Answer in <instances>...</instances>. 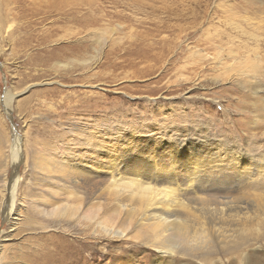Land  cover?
<instances>
[{
  "label": "rangeland",
  "instance_id": "1",
  "mask_svg": "<svg viewBox=\"0 0 264 264\" xmlns=\"http://www.w3.org/2000/svg\"><path fill=\"white\" fill-rule=\"evenodd\" d=\"M258 65L264 0H0V140L12 137L10 153L17 133L27 140L16 225L0 213V264H25V255H53L57 247L59 255L74 239H87L73 244L87 259L76 264H155L157 252L140 239H94L34 211V200L55 201L47 187L54 179L43 180L34 156L80 146L72 134L118 141L134 131L127 148L140 139L180 150L196 144L205 153L204 146L231 142L243 158L264 164V75L252 73ZM260 175L250 192L263 195ZM89 205L85 199L82 210ZM256 213L264 221V208ZM263 247L251 255H263ZM164 258L160 264H200ZM231 261L221 264H238Z\"/></svg>",
  "mask_w": 264,
  "mask_h": 264
},
{
  "label": "bare ground",
  "instance_id": "2",
  "mask_svg": "<svg viewBox=\"0 0 264 264\" xmlns=\"http://www.w3.org/2000/svg\"><path fill=\"white\" fill-rule=\"evenodd\" d=\"M252 73L264 75V66L258 65ZM89 134L84 137L90 139ZM133 135L134 131L118 141L116 137L98 136L89 145L60 146L55 152L34 156V161L40 160L43 180L54 179L47 187L55 199L34 200V211L50 219V224L72 222L94 239L127 243L140 239L157 252L155 264L176 255L200 264L236 262L235 259L238 264H264L261 262L264 254L251 255L254 247L264 245V221L256 213L263 211L264 194L250 192L259 186L264 171L259 159L243 158L241 148L231 142L211 145L210 150L204 146L205 153H200L196 144L180 150L166 143L156 147L140 139L127 148L126 138L130 140ZM4 138L0 140V213L14 226L18 220L15 194L21 181L17 170L24 161L27 140L17 133L10 153L12 137ZM188 142L192 141L187 139L184 144ZM12 153L15 171L10 176ZM85 199L90 205L82 210ZM85 240L74 239L71 250L62 255L55 253L60 250L57 247L53 255L46 256L43 251L29 253L23 261L25 264L86 262L82 256L85 253L81 255V250L73 245H85ZM133 249L131 246L130 250Z\"/></svg>",
  "mask_w": 264,
  "mask_h": 264
},
{
  "label": "snow or ice",
  "instance_id": "3",
  "mask_svg": "<svg viewBox=\"0 0 264 264\" xmlns=\"http://www.w3.org/2000/svg\"><path fill=\"white\" fill-rule=\"evenodd\" d=\"M72 138H73V141L76 143H82L84 145H89L92 143L90 139H86V138L82 139L81 137L76 136L75 134H72Z\"/></svg>",
  "mask_w": 264,
  "mask_h": 264
}]
</instances>
